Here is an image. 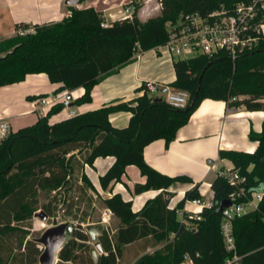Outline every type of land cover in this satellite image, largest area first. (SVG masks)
I'll return each mask as SVG.
<instances>
[{
	"label": "trees",
	"instance_id": "16d2710c",
	"mask_svg": "<svg viewBox=\"0 0 264 264\" xmlns=\"http://www.w3.org/2000/svg\"><path fill=\"white\" fill-rule=\"evenodd\" d=\"M243 1L249 0H160V13L145 21L138 17L140 5L135 1L132 19L108 20L93 6H70L71 14L60 21L17 24L18 30L31 26L34 31L0 41V86L20 82L29 74L46 73L51 82L61 84L58 91L83 87L85 93L75 104L89 103L93 88L106 75L132 62L138 52L165 45L169 23L184 14L206 15ZM106 21L107 27L102 25ZM173 64L176 79L169 84L188 94L183 106L163 98L157 100L159 97L151 96L142 85L141 95L133 99L105 103L52 121L53 115L64 110L63 104L57 103L33 124L12 131L0 146V249L4 241L14 239L17 253L7 258L0 254V264H40L43 247L30 237L34 216L40 209L36 206L39 191H56L41 207L52 216L55 203L73 189L71 179L76 169L107 156L115 157V161L100 177L103 189L122 181L127 166L136 165L146 181L137 183L135 192L161 191L138 211L121 193L103 199L120 224L115 231H100L103 252L98 259L92 257L91 237L84 220H80L72 222L73 231L56 264H122L124 247L146 238L160 246L133 264H183L186 254L193 258V264H224L228 252L221 234L219 206L240 187L248 192L264 190V122L261 132H250V138L258 141L253 153L220 150V157L231 160L233 169L246 175L247 181L235 185L216 175L211 184L212 203L203 207L200 219L178 211L187 200H203L199 184L171 207L174 193L169 188L177 181L191 179L154 169L144 158V148L156 139L163 138L167 143L174 140L206 98L224 100L229 107L264 111V34L254 47L235 57L220 49L174 59ZM121 111L131 116L126 126L117 127L111 115ZM82 179L94 189L85 173ZM237 200L245 202L246 198ZM74 205L72 200L69 207ZM84 217L89 218V214ZM233 229L242 263L264 264V198L258 208L235 217Z\"/></svg>",
	"mask_w": 264,
	"mask_h": 264
},
{
	"label": "crops",
	"instance_id": "0c3cea01",
	"mask_svg": "<svg viewBox=\"0 0 264 264\" xmlns=\"http://www.w3.org/2000/svg\"><path fill=\"white\" fill-rule=\"evenodd\" d=\"M131 1L82 0L75 7L93 6L101 11L108 20H114L122 17L119 14L120 11L122 8L130 6ZM150 1L152 0H145L137 10L138 17L142 21L156 15L161 10L160 3L158 7L154 6L150 9L147 5ZM70 6L72 5L67 4V0H0V40L15 35L18 31L17 24L20 23L43 24L60 21L71 14ZM131 7L134 12L135 4ZM173 63L174 56L162 47L140 51L132 62L118 71L106 75L93 88L91 102L75 104L76 99L85 93V89L80 87L71 90L73 92L71 108H64L60 113L53 115L51 120L58 121L70 116L71 109L77 113L97 108L105 103L133 99L141 95V86L149 80L171 83L176 79ZM60 85L51 82L46 73H34L27 75L20 82L0 86V113L6 115L12 125L16 124V128L12 126L14 131H17V128L33 124V119H25L33 113L39 114L38 111H34L33 102L41 98V95H45L42 97H56V95L67 91H58ZM29 96L36 98H29ZM49 109V107L46 108L47 111ZM39 116L41 115L39 114ZM130 116L131 113L128 111L116 112L111 115V121L117 127H124L129 123ZM263 122V110H248L245 106L229 107L224 100L206 98L192 113L188 123L177 131L174 140L167 143L165 139L160 138L147 144L144 148V158L148 165L169 176L184 175L191 179L190 181H177L169 188L174 193L170 206L175 207L185 197L186 191L194 188L197 183L203 196L202 202L198 204L187 200L184 208L203 210L204 206L211 205L213 192L208 197L206 193L216 177L215 169L225 166L233 167L231 160L220 157V150H240L253 153L258 146V141L250 138V132L252 130L261 132ZM114 161L115 157L113 156L98 157L93 165L84 164L73 175V177L75 176L73 189H78L82 199L85 192L90 197L93 195L95 198L102 199L103 206L98 207L102 213L101 217L109 211L103 199L115 193H121L125 199L132 200L133 210L138 211L143 208L148 199L154 198L161 191L151 189L142 193L135 192V185L146 181V176L136 165L127 166L122 181L114 182L107 189H103L100 177L107 172ZM83 173L88 176L94 189L84 183ZM55 193L56 191H51L50 194ZM94 205L97 206V203L94 202ZM90 222L95 223V221H91V218ZM97 223L100 224V220ZM119 224L120 219L112 213V231H115ZM147 241L152 242L151 239L146 238L126 246ZM159 246H155L153 242L148 249ZM139 252V255L135 256L130 264L146 253L141 249Z\"/></svg>",
	"mask_w": 264,
	"mask_h": 264
},
{
	"label": "built area",
	"instance_id": "2783aa9c",
	"mask_svg": "<svg viewBox=\"0 0 264 264\" xmlns=\"http://www.w3.org/2000/svg\"><path fill=\"white\" fill-rule=\"evenodd\" d=\"M130 6L124 7L119 14L122 17L133 18V10ZM120 17V18H122ZM264 21V0H249L235 4L233 8L222 6L206 15L198 12L184 14L175 23L168 24L169 38L165 45L161 46L170 54L180 55L186 50L197 53H213L220 49L228 51L233 57L238 53L251 49L258 42L260 35L264 34L262 26ZM103 26L109 25L108 21L102 23ZM144 88L151 93H162V98L168 103L183 106L188 101V94L169 83L158 81H146ZM73 92L67 90L56 97H41L33 102L34 111L40 115H45L46 108H52L57 103H62L64 108H71ZM49 109V110H50ZM75 110L71 109L70 115H74ZM12 124L9 118L0 113V146L4 144L12 133ZM215 168V167H214ZM216 175L225 177L229 182L239 185L247 181V176L233 167L216 168ZM244 197L245 202L237 199ZM264 198L263 191L248 192L245 187H240L232 194L231 204L222 210L221 234L224 246L228 255L224 264H243V255L238 252L236 237L233 229V219L244 215L256 208ZM172 200V199H171ZM200 204L199 199L192 200ZM174 207V206H171ZM180 215L187 213L190 218H201L202 210L180 209ZM112 211L102 215L100 224L103 229L112 231L111 216ZM68 222V221H67ZM74 223L68 222L67 234L73 231ZM183 264H193V258L186 254Z\"/></svg>",
	"mask_w": 264,
	"mask_h": 264
},
{
	"label": "rangeland",
	"instance_id": "374dc122",
	"mask_svg": "<svg viewBox=\"0 0 264 264\" xmlns=\"http://www.w3.org/2000/svg\"><path fill=\"white\" fill-rule=\"evenodd\" d=\"M132 1H135V2L138 1L139 5L141 7L145 0H132ZM159 3H160V0H152L147 5L150 9H152L154 6L158 7ZM124 5H126V4H124ZM122 9H124V8H122ZM159 13H160V11L157 12L156 15H158ZM262 29L264 31V24L262 26ZM33 31H34V28L29 26L27 28H22V29L18 30L16 34L23 35L26 33L33 32ZM194 55H196L195 51L186 50L183 53H181L180 55L174 54L173 56H174V59H184V58L193 57ZM149 94L151 96H154V97H162V93H151V92H149ZM38 117H39L38 113H33V115H31L25 119L30 118V120L33 119V122H36ZM22 120H24V119H22ZM12 126L16 128L15 123H13ZM17 129H19V128H17ZM79 169H80V167H79ZM79 169H76V171H78ZM74 178H75V176L74 177L72 176V179H71L73 182V186L75 185ZM41 191H39L38 200L36 202V206L40 207V209L38 211H40L42 209L41 207L44 203L49 201V199L55 195V194H50L51 192H45L43 190H41ZM207 191L208 192L206 193L207 194L206 196L208 197L213 191L211 188H208ZM91 196L94 197L93 195H91ZM78 197H80V198H78ZM81 197H82V195L78 191V189H73V190L66 192L65 196L60 197V199L57 201V203H55L54 212H53L52 216L57 217L59 219V221H63L65 219L70 221V222L84 220L83 223L85 225L90 223V218H91V221L92 220L95 221L98 229L100 231L103 230V226L101 224L97 223L101 219L102 213L98 207L103 206L102 199L94 197L93 201H90V196L88 194H85L83 199ZM72 200L74 201L76 206L74 205L73 208H70L69 206H70ZM94 202L97 203V206L94 205ZM78 207H80L79 210H78ZM86 213L89 214V218H87V219H85V217H84V215ZM46 228H47L46 222L44 220L40 219L39 217L34 216V226H33V229L31 231V234H30L31 239L37 240V238H39L42 235V233L44 232V230ZM98 237H99V235L97 236V240H98ZM95 242L96 241L91 240L90 245L92 247H95ZM16 244H17L16 240H14V239H11V240L8 239L7 241H4L3 246L0 249V254L3 255L4 258L12 256L13 254H16L17 253ZM151 244H153V241L152 242L147 241V242H143V243H140L137 245L124 247L125 248L124 253L120 259V261H122L121 263L122 264H130V262H132V260L135 258V256L139 255L140 249L143 252H149V251L151 252V251L155 250L156 248H153V247H151L152 249H150V250L148 249L149 245H151ZM42 247H43V245H42ZM43 250H44V247H43ZM135 253H136V255H135ZM98 254H99V252H98ZM58 260H59V258H58Z\"/></svg>",
	"mask_w": 264,
	"mask_h": 264
},
{
	"label": "water",
	"instance_id": "95a60500",
	"mask_svg": "<svg viewBox=\"0 0 264 264\" xmlns=\"http://www.w3.org/2000/svg\"><path fill=\"white\" fill-rule=\"evenodd\" d=\"M81 1L82 0H67V4L76 6ZM161 99L162 97L157 98V100ZM230 204L231 201L229 199L222 201L219 206V211H222ZM35 216L44 220L47 224V228L44 230L42 235L37 238V241L44 247V250L40 255V264H56L58 261L59 252L68 238V234L66 232L68 222L59 221L57 217L50 216L45 210L37 211ZM86 228L91 240L96 241L95 247L91 248L92 257L96 261L98 259V252H103L101 242L97 240V236L100 235L101 232L96 224L92 222L88 223Z\"/></svg>",
	"mask_w": 264,
	"mask_h": 264
}]
</instances>
